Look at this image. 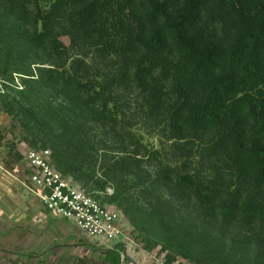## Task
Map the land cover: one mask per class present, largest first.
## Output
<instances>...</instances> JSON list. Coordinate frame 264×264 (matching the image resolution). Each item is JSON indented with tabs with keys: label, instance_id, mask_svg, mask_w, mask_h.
<instances>
[{
	"label": "trees",
	"instance_id": "1",
	"mask_svg": "<svg viewBox=\"0 0 264 264\" xmlns=\"http://www.w3.org/2000/svg\"><path fill=\"white\" fill-rule=\"evenodd\" d=\"M0 81L26 151L162 264H264V0H0Z\"/></svg>",
	"mask_w": 264,
	"mask_h": 264
},
{
	"label": "rangeland",
	"instance_id": "2",
	"mask_svg": "<svg viewBox=\"0 0 264 264\" xmlns=\"http://www.w3.org/2000/svg\"><path fill=\"white\" fill-rule=\"evenodd\" d=\"M19 77L13 75V89H22ZM1 85L0 81V89H3ZM144 138L149 145L159 147L157 137ZM20 140L18 123L0 107V264H73V257H88L110 250L111 243L89 240L72 225L57 224L58 218L46 213L39 215L38 200L26 180L25 163L15 162L16 152L24 157L26 153L27 146ZM12 146L14 149L10 150ZM66 179L85 192L71 178ZM110 209L120 213L116 208ZM122 230L125 255L120 256V264L163 263L164 255L159 253V248L146 252L130 235L126 222ZM173 264L189 263L178 259Z\"/></svg>",
	"mask_w": 264,
	"mask_h": 264
},
{
	"label": "built area",
	"instance_id": "3",
	"mask_svg": "<svg viewBox=\"0 0 264 264\" xmlns=\"http://www.w3.org/2000/svg\"><path fill=\"white\" fill-rule=\"evenodd\" d=\"M23 162L27 183L45 212L68 222L89 240L112 247L124 243L122 215L79 191L54 170L48 150H28Z\"/></svg>",
	"mask_w": 264,
	"mask_h": 264
},
{
	"label": "crops",
	"instance_id": "4",
	"mask_svg": "<svg viewBox=\"0 0 264 264\" xmlns=\"http://www.w3.org/2000/svg\"><path fill=\"white\" fill-rule=\"evenodd\" d=\"M36 208L39 210V215H42V216H44L43 214H48V215H50L49 213H47V212H45L42 208H41V205L39 204V202H38V205H36ZM41 209H42V212H41ZM51 216V215H50ZM36 218V217H35ZM37 218H38V216H37ZM51 218H54V219H56L55 217H53V216H51ZM64 223V224H69L68 222H66V221H64V220H62V219H59L58 218V221H57V224H60V223ZM62 223V224H63Z\"/></svg>",
	"mask_w": 264,
	"mask_h": 264
}]
</instances>
